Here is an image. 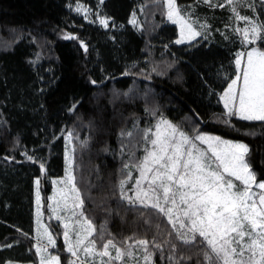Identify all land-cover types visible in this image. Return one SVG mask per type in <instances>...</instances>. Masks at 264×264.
<instances>
[{"label":"trees","instance_id":"trees-1","mask_svg":"<svg viewBox=\"0 0 264 264\" xmlns=\"http://www.w3.org/2000/svg\"><path fill=\"white\" fill-rule=\"evenodd\" d=\"M175 3L208 29L176 43L167 0H0V264H39L34 179L46 207L49 176L64 171L69 133L75 182L83 213L97 229V249L108 239L121 248L144 239L150 264H206L199 238L184 245L165 217L120 199L134 145L139 156L144 131L160 117L189 137L209 132L245 143L247 161L264 180V121L226 115L220 98L238 72V53L253 45L264 51V39L245 43L238 29L249 23L227 2ZM236 9L264 24V0H241ZM48 224L61 264H68L59 224ZM135 250L130 260L136 262L145 252Z\"/></svg>","mask_w":264,"mask_h":264},{"label":"snow or ice","instance_id":"snow-or-ice-1","mask_svg":"<svg viewBox=\"0 0 264 264\" xmlns=\"http://www.w3.org/2000/svg\"><path fill=\"white\" fill-rule=\"evenodd\" d=\"M205 2L210 3V0ZM226 2L232 7L238 20H245L250 24L249 28L238 29L243 33L245 43L264 39V24L248 21L247 17L240 16L237 12L236 5L241 0ZM167 4L169 20L181 26V39L176 43L200 34L180 15L175 0H167ZM218 6L224 7V4ZM80 10L77 8V11ZM100 23L107 26V21L103 18ZM249 36L252 37L251 40ZM243 55L238 53L235 61L238 68L237 79L229 84L221 97L227 110L226 115H235L248 121H264V51L256 48L248 51L245 64L241 60ZM241 73L242 84L237 87ZM71 136L72 133H69L66 137L69 142ZM144 139L150 147L145 148L142 160L131 165L139 172V178L130 190L125 188L127 179L120 181V199L130 206L152 209L155 214L165 217L176 239L184 245H196L199 238L200 245L205 249L203 255L206 264H264V181L258 180L246 159L248 146L213 136L197 135L191 138L166 119L157 122L155 131L145 130ZM194 141H200L207 147L201 148ZM27 158L33 159L31 156ZM66 164L65 178L53 181V184L62 183L66 187L57 190L59 199H56V208L51 204L49 208L55 213L61 206L68 209V201H72V216L67 218L68 223L63 224L66 250L75 258L70 264H77V260L80 264H93L88 258L95 256L109 257L107 262L102 261L101 264H111L112 260L133 256V244L121 248L112 239L103 243L102 250L97 249V229L84 216V200L76 187L71 170L72 160L67 154ZM128 167L126 164L125 168ZM40 168L43 172L44 165L41 164ZM131 175L129 172V179ZM39 183L37 180V186ZM53 199L55 197H49L50 201ZM39 203L37 190L38 223ZM77 209L81 211L77 212ZM56 218L61 219L60 216ZM41 227L43 232L38 229L36 246L41 264H60L59 257L42 255L48 247H55V240L46 227ZM134 244L144 250L145 264H150L151 253L147 247L149 241L141 239L134 241ZM154 246L161 248L160 244ZM172 247L175 251L176 245ZM113 249L116 253L114 257L111 255ZM81 253L84 259H81ZM169 259L174 257L170 256ZM176 264H180V261Z\"/></svg>","mask_w":264,"mask_h":264},{"label":"rangeland","instance_id":"rangeland-1","mask_svg":"<svg viewBox=\"0 0 264 264\" xmlns=\"http://www.w3.org/2000/svg\"><path fill=\"white\" fill-rule=\"evenodd\" d=\"M203 2H205V0H201ZM226 0H210V3L208 4H213V5H220V4H223L225 3ZM206 3V2H205ZM176 6L178 7V5L176 4ZM166 9H165V16H166V19L169 20L168 18V4H166ZM179 9V7H178ZM180 10V15L184 17L185 21H187L188 23H191L193 25V29L196 31V32H199L201 33L202 31L204 30H207L208 29V23L206 21H200L199 19H196L194 18L193 16H191L189 13H183ZM170 22L172 23H175L173 20H169ZM249 21H254V19H249ZM256 23V22H255ZM257 24V23H256ZM175 25L177 26L178 28V37L176 38V41L178 39H181V26L180 24L178 23H175ZM203 25V27H202ZM250 27V24L247 28ZM185 34H186V37H187V29H185ZM197 36L199 35H196L194 36L192 39H187L185 38L183 40V42H188V41H191L193 39H195ZM250 40L252 39L251 36H249ZM254 47H246L242 50V52L240 53H243L244 55L241 57V60H242V64H245L247 62V52L250 51L251 49L253 48H256L258 49V47H256L255 45H253ZM260 50V49H258ZM262 51V50H260ZM236 61V60H235ZM237 67V65H236ZM237 71H238V68H237ZM241 75V79L237 81V87H239L240 84H242V73L240 74ZM237 76H238V72L236 74V76L232 79L235 80L237 79ZM231 81V82H232ZM231 82L229 84H231ZM228 84V86H229ZM228 86L220 93V98L222 97V95L225 93V90L228 88ZM223 105H224V102L223 100L221 99ZM226 110V109H225ZM227 111V110H226ZM238 117V116H237ZM161 119H166L168 121H170L169 119L165 118V117H160L152 127L148 128V129H152L153 131H155V125L157 124L158 121H160ZM255 121V120H253ZM171 122V121H170ZM172 123V122H171ZM174 124V123H172ZM175 125V124H174ZM180 128V127H179ZM181 129V128H180ZM147 130V129H146ZM182 130V129H181ZM185 132V131H184ZM186 133V132H185ZM187 134V133H186ZM197 135H204V136H213V137H219L220 139L222 140H225V141H231L233 143H243L241 141H234V140H230V139H227V138H224L218 134H214V133H209V132H200L198 133ZM195 135V136H197ZM131 136V135H129ZM195 136H192L191 138H194ZM141 141V153L139 154V156H135V145H134V151L132 152V155H130V158L132 156V159L128 160V163L127 165H129L128 168H125L126 169V176H125V179L128 180V183L125 185V188L126 190H130L133 188V186L135 185V182H136V179L139 178V172L134 168L132 167L131 165L133 163H138L140 160H142V158L144 157L145 155V148L146 147H150V144H147L145 142V139H144V136L142 137V139L140 140ZM197 145H199L201 148H206L207 145H204V144H201L200 141H194ZM245 144V143H243ZM66 154L71 158L72 160V173L73 175L75 176V153H74V147H73V144L72 142H69V140L66 139V143H65V153H64V171L62 173V175H59V176H53V175H50V184H51V192L48 196V203H47V206L45 207L44 205V202H43V197H42V190H40V183H39V186H37L36 184V181L39 180V177L36 176L35 177V187H34V215H35V231H36V235H38L39 237V233H38V229H39V232H43V228L41 227V225H43L44 227H46L48 229V232L51 234V236L53 237V239L55 240V247H48L47 251L42 253L43 256L45 257H50V256H56V257H59V261H60V264H61V259H60V255L59 253L57 252V249H56V244H57V241H58V238L56 236V234L53 232V230L50 228L49 224H48V221L52 220V222L55 224L56 222H58L59 224V227H60V234L62 236V242H63V247L65 249V252L68 253L70 255L69 259H68V264H70V261H72L73 259H75L74 257H72L71 253H69L67 250H66V245H65V240H64V227H63V224L64 223H68V217H71L72 216V201L71 199L68 201V209H64L62 206L57 210V212H53L52 209L49 208V204L52 205L53 208H56V199H59V197L57 196V190L58 189H63L66 187L65 184H62V183H57V184H53V181H60L62 179L65 178V169L67 167V164H66ZM44 172H45V168H44ZM131 172V178L129 179L128 178V173ZM260 181H264V180H260ZM238 183V182H236ZM76 184V182H75ZM77 187V185H76ZM78 188V187H77ZM37 190H39V199H40V203H39V223L37 222L38 220V217H37ZM129 194L131 195V191H129ZM49 197H55V199L53 200H49ZM63 202H61L62 204ZM77 212L81 211L80 209H77L76 210ZM57 216H60L61 219H57L56 217ZM85 216V215H84ZM86 217V216H85ZM75 218H73V222H74ZM72 239L74 240L75 239V235L73 234L72 236ZM35 240V244H34V247H35V250H36V246L38 244V239L37 238H34ZM46 239L44 240V243H46ZM135 249H137L136 246L133 245V248H132V251L133 253H135ZM115 250H111V255L114 257L115 256ZM144 256L145 254H142L139 256V259L135 262V259H133V261L130 260L131 256H126L124 257L125 258V263L126 264H136V263H139V264H145V260H144ZM135 257V256H134ZM94 258H98L97 261H99L100 259H104L105 258V262H107L109 260V257H100V256H95ZM81 259H84L83 257V254L81 253ZM89 259V258H88ZM90 260V259H89ZM92 261V260H91ZM117 262H120V260H112L111 261V264H117ZM38 263L41 264V258L40 256L38 255ZM93 263H96V261ZM4 264H32L31 262H17V261H14V260H6L4 262ZM77 264H80V261L77 260Z\"/></svg>","mask_w":264,"mask_h":264},{"label":"crops","instance_id":"crops-1","mask_svg":"<svg viewBox=\"0 0 264 264\" xmlns=\"http://www.w3.org/2000/svg\"><path fill=\"white\" fill-rule=\"evenodd\" d=\"M231 140V139H230ZM260 181V180H259Z\"/></svg>","mask_w":264,"mask_h":264}]
</instances>
